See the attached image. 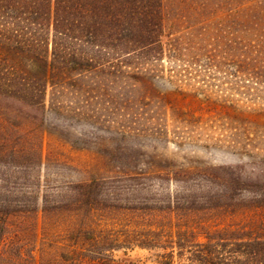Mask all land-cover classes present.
Returning a JSON list of instances; mask_svg holds the SVG:
<instances>
[{
    "label": "rangeland",
    "instance_id": "rangeland-1",
    "mask_svg": "<svg viewBox=\"0 0 264 264\" xmlns=\"http://www.w3.org/2000/svg\"><path fill=\"white\" fill-rule=\"evenodd\" d=\"M161 3L164 53L151 72L125 59L132 68L120 80L89 82L84 112L55 108L50 86L45 112L0 111V132L34 128L43 153L42 169L0 159V264H194L177 247V227L263 232L264 0ZM119 179L153 189L113 201ZM88 185L101 202L75 217L60 197ZM152 208L178 213L157 220ZM160 224L167 237L158 241L147 232ZM81 227L88 239H70Z\"/></svg>",
    "mask_w": 264,
    "mask_h": 264
},
{
    "label": "trees",
    "instance_id": "trees-1",
    "mask_svg": "<svg viewBox=\"0 0 264 264\" xmlns=\"http://www.w3.org/2000/svg\"><path fill=\"white\" fill-rule=\"evenodd\" d=\"M161 13V0H0V111L45 112L50 86L55 108L84 112L89 82L103 85L105 81L120 80L124 68H132L125 59L135 56L138 62L135 69L151 72L150 67L160 62L164 53L160 41L164 27ZM67 95L72 97V102L67 100L70 99ZM9 100L23 102L24 107L5 106L3 101ZM64 100L70 105L64 106ZM121 109L129 110L131 106L126 102ZM35 132L34 128L23 130L20 138L11 131L0 132V159H24L42 169L43 153ZM20 141L26 146L23 152L15 146ZM173 181L179 182L170 180L171 185ZM124 182L125 179H119L118 186L108 188L111 200L122 201L118 192L130 189L137 192L144 185L153 189L149 180L136 186ZM156 188L164 189L160 184ZM70 192L72 195L61 196L59 203L68 205L75 217L82 211L93 210L91 201L96 195L90 185ZM95 201L101 202L97 198ZM135 203L138 211L149 209ZM42 210L46 211V198ZM150 210L152 217L163 221L178 213ZM166 229L165 224L150 226L147 233L159 241L167 237ZM180 229L177 227V247L190 254L194 264H264V230L200 236L193 227ZM90 233L81 227L77 235H72L74 238H69L88 239ZM201 237L205 243L200 242ZM135 245L151 247L150 242ZM170 256H174V251Z\"/></svg>",
    "mask_w": 264,
    "mask_h": 264
}]
</instances>
